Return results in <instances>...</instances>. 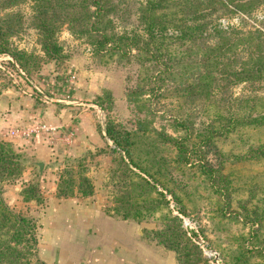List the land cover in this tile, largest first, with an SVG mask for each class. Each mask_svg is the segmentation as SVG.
<instances>
[{
	"label": "rangeland",
	"instance_id": "1",
	"mask_svg": "<svg viewBox=\"0 0 264 264\" xmlns=\"http://www.w3.org/2000/svg\"><path fill=\"white\" fill-rule=\"evenodd\" d=\"M243 1L244 13L223 19L221 23L241 25L244 30L255 27L264 32V0ZM5 12H18L21 17L19 24L12 20L17 31L8 40L12 47L25 53L26 60L21 67L11 57L0 54V97L1 94L13 97L17 102L14 108L25 104L28 108L43 109L56 103L57 109H64L65 116H75L81 111L87 114V125L98 141L78 154H60L45 161L32 153L35 144H45L63 152L74 141L66 144L58 134L39 132L25 138L12 137L9 142L20 154L23 167L18 176L1 181V196L9 207L35 222L37 257L44 264H55L51 257L44 260L43 257L48 259V256L43 255L38 244L44 209L49 196L57 198L58 175L65 165H74L75 161H80L84 167L83 172L92 184V193L81 196L74 192L69 197L95 195L103 200L107 209L125 206L131 199L130 202L137 206L135 209L142 211L141 221L154 225L150 231L161 228L163 221L154 202L155 193L146 185L141 191L133 186L132 183H139V180L131 173H123V161L141 178L149 182L155 180V190L163 195L165 202L162 212L168 211L184 233L181 217L194 222L204 240L220 251L224 264H264V220L252 221L249 213L254 204L261 202L258 199L264 197V164L260 161H238L235 157L264 137V79L222 87L220 108L225 116H213L210 102L184 104L181 111H186L187 116H175L177 103L159 95L162 89L157 87V83L151 85L152 95L146 94L148 89L139 79L141 72L134 61L101 60L83 39L71 36L64 27L56 34L61 46L59 56L47 58L40 49L37 31L32 27L30 1L26 0ZM71 76L72 82L68 84ZM160 85L165 88L171 86L168 82ZM133 90H136L134 95L129 94ZM6 111L5 107L0 108V116ZM250 117L261 118L256 123L244 125V120ZM176 119L186 122L190 138L207 124L217 128L226 120H233V126L225 133L212 137V144L207 147L205 155L211 166L222 163L219 172L227 176V181L222 182L226 185L227 196L213 191L215 187L199 170L201 161L198 157L191 155L190 164L176 162L174 150L162 143L159 134L183 135L182 129L174 131L171 127ZM106 126L129 134L130 157L148 173L129 165L126 155L118 148L119 153L111 150L113 143L104 132ZM1 137L0 140L6 141ZM219 153L222 158L218 157ZM34 161L43 163L41 174L31 163ZM30 184L36 186V198L24 200L22 189ZM249 191L252 194L250 198ZM123 192H129L127 194L131 197L123 200ZM198 254L206 264L200 252Z\"/></svg>",
	"mask_w": 264,
	"mask_h": 264
},
{
	"label": "trees",
	"instance_id": "2",
	"mask_svg": "<svg viewBox=\"0 0 264 264\" xmlns=\"http://www.w3.org/2000/svg\"><path fill=\"white\" fill-rule=\"evenodd\" d=\"M24 1L0 0V11H4L0 14V54L11 57L21 67L26 60L25 53L12 47L8 40L17 31L12 20L19 24L21 17L18 12L5 11ZM29 1L30 20L37 31L44 56L52 59L59 56L61 46L56 34L64 27L71 36L83 39L90 46L91 52L101 60L117 58L134 61L141 72L139 79L145 82L148 89L146 94L152 95V86L157 83V87L162 89L158 94L177 103L175 116H187V112H182L181 108L193 102H210L213 116H225L220 108L222 87L264 79V32L255 27L244 30L241 25L221 23L223 19L244 13L243 0ZM163 82L171 86L161 87ZM135 92L133 90L129 94L134 95ZM259 118L250 117L243 123H256ZM185 123L184 120L176 119L171 127L174 131L182 129L183 135L173 137L159 134L162 143L174 150L176 162L190 164L191 155L198 157L201 161L199 170L210 181V185L215 187L213 191L227 196L226 185L222 184L227 181V176L219 172L222 163L211 166L205 155L207 147L212 144V137L220 136L233 126V120H226L217 128L207 124L202 130L196 131L193 138L188 136ZM104 132L113 143L112 151L117 152L118 148L126 155L129 165L148 173L130 157L129 134L115 131L112 126H106ZM218 157L222 158V154L219 153ZM235 157L238 161H260L264 164V137ZM119 158L122 159L120 155ZM121 164L124 174L131 173L139 180V183H132L133 186L141 191L142 186L146 185L155 193L154 202L160 209L158 211H161L163 226L147 235L173 251L177 264H205L199 257V250L179 228L175 219L169 216L168 211L162 212L165 202L163 195L155 190V180L149 182L123 161ZM22 167L20 154L15 152L11 143L0 140V183L4 179L18 176ZM83 171L80 161H75L74 165H65L58 175L56 197L66 198L74 192L89 196L92 184ZM35 187L30 184L22 189L24 200L36 198ZM123 193V200L131 197L127 194L129 192ZM250 197L251 191L248 193ZM130 200H127L125 206L120 205L111 210L122 218L141 221L142 211L136 210V204ZM258 201L261 202L254 204L249 211L255 222L264 220V197ZM0 264H44L37 257L35 222L5 203L1 187Z\"/></svg>",
	"mask_w": 264,
	"mask_h": 264
},
{
	"label": "crops",
	"instance_id": "3",
	"mask_svg": "<svg viewBox=\"0 0 264 264\" xmlns=\"http://www.w3.org/2000/svg\"><path fill=\"white\" fill-rule=\"evenodd\" d=\"M15 104L13 97L1 94L0 108L7 110L0 116V136L4 140L10 142L14 137L13 127H24L35 120L57 131H71L75 137L74 144L63 152L35 144L32 153L40 160L54 159L60 154L75 155L91 148V143H98L87 125V114L81 111L65 116L64 109H57L56 103L43 109L28 108L25 104L14 108ZM44 212L38 239L43 255L48 256L44 260L51 257L55 264H177L173 251L147 235L154 228L151 222L122 218L107 209L98 196H49Z\"/></svg>",
	"mask_w": 264,
	"mask_h": 264
},
{
	"label": "built area",
	"instance_id": "4",
	"mask_svg": "<svg viewBox=\"0 0 264 264\" xmlns=\"http://www.w3.org/2000/svg\"><path fill=\"white\" fill-rule=\"evenodd\" d=\"M72 78L73 76L68 79V84L72 82ZM100 116H102V114H100ZM39 132H46L49 135L58 134V138L66 144L71 143L74 137L71 131H57L54 127L47 126L41 122H35L24 127H13L11 130L12 136L18 138H25L31 134H37ZM181 225L187 236L193 241L199 250L201 257L204 259L206 264H224L220 251L212 247L206 240H204V238L198 233V228L194 222L181 217Z\"/></svg>",
	"mask_w": 264,
	"mask_h": 264
},
{
	"label": "water",
	"instance_id": "5",
	"mask_svg": "<svg viewBox=\"0 0 264 264\" xmlns=\"http://www.w3.org/2000/svg\"><path fill=\"white\" fill-rule=\"evenodd\" d=\"M31 163L36 166L38 174H41L43 163L41 161H34Z\"/></svg>",
	"mask_w": 264,
	"mask_h": 264
}]
</instances>
